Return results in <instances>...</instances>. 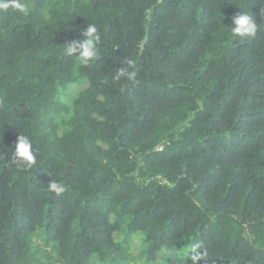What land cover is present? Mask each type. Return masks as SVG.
Masks as SVG:
<instances>
[{
    "label": "trees",
    "instance_id": "obj_1",
    "mask_svg": "<svg viewBox=\"0 0 264 264\" xmlns=\"http://www.w3.org/2000/svg\"><path fill=\"white\" fill-rule=\"evenodd\" d=\"M21 2L0 11V264H179L195 244L198 264H264V0ZM89 23L85 65L65 47Z\"/></svg>",
    "mask_w": 264,
    "mask_h": 264
},
{
    "label": "clouds",
    "instance_id": "obj_2",
    "mask_svg": "<svg viewBox=\"0 0 264 264\" xmlns=\"http://www.w3.org/2000/svg\"><path fill=\"white\" fill-rule=\"evenodd\" d=\"M14 9L24 16L29 15V9L21 0H0V11ZM257 23L254 18L245 13H238L232 18L231 31L239 37H254L257 33ZM83 39L79 42L66 43L65 54L69 57L76 56L82 64H90L99 58L98 45L100 43V35L96 24L89 23L86 30L81 33ZM124 67L117 69L115 79L121 78L127 81H134L138 74L137 64L134 58H126ZM10 163L17 168H28L36 163V154L33 149V144L29 136L18 135L14 151L10 157ZM48 189L56 195L62 194L66 188L57 180L51 179L47 184ZM199 244H195L190 249V260L192 264L203 260L204 253L198 251Z\"/></svg>",
    "mask_w": 264,
    "mask_h": 264
},
{
    "label": "rangeland",
    "instance_id": "obj_3",
    "mask_svg": "<svg viewBox=\"0 0 264 264\" xmlns=\"http://www.w3.org/2000/svg\"><path fill=\"white\" fill-rule=\"evenodd\" d=\"M51 244H52L53 248H54V246H56L52 241H51ZM33 247H34V242L31 244V248L32 249H33ZM190 249H191V247L190 246H187V247L183 248L182 250H180L177 253V256H179V264H192V261L189 258V256H190ZM136 264H145V263H144V260H141V261H139ZM158 264H164V263L161 262V263H158Z\"/></svg>",
    "mask_w": 264,
    "mask_h": 264
}]
</instances>
